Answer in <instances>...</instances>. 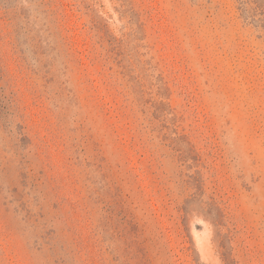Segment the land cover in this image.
<instances>
[{"label":"rangeland","instance_id":"374dc122","mask_svg":"<svg viewBox=\"0 0 264 264\" xmlns=\"http://www.w3.org/2000/svg\"><path fill=\"white\" fill-rule=\"evenodd\" d=\"M0 0V264H264V6Z\"/></svg>","mask_w":264,"mask_h":264},{"label":"trees","instance_id":"16d2710c","mask_svg":"<svg viewBox=\"0 0 264 264\" xmlns=\"http://www.w3.org/2000/svg\"><path fill=\"white\" fill-rule=\"evenodd\" d=\"M259 3L258 5H257V8H259V7H263L264 6V0H257L256 1V3Z\"/></svg>","mask_w":264,"mask_h":264}]
</instances>
